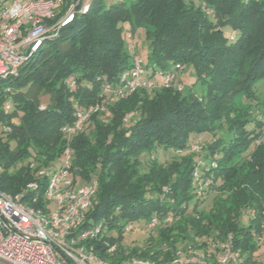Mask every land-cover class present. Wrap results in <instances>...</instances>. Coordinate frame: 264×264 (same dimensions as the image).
<instances>
[{
	"label": "trees",
	"instance_id": "1",
	"mask_svg": "<svg viewBox=\"0 0 264 264\" xmlns=\"http://www.w3.org/2000/svg\"><path fill=\"white\" fill-rule=\"evenodd\" d=\"M138 28L148 42L142 79L176 75L182 89L158 83L127 99L104 92L133 67L128 41ZM262 79L264 0H92L16 78H0V190L47 208L48 173L69 149L72 188L97 184L76 231L97 228L84 242L96 257L169 264L196 252L213 260L229 247L259 264L251 234L264 219ZM91 106L100 110L79 131H63ZM204 194L214 195L209 212L199 210ZM134 226L151 231L144 244L117 246ZM210 238L225 245L213 250Z\"/></svg>",
	"mask_w": 264,
	"mask_h": 264
},
{
	"label": "built area",
	"instance_id": "2",
	"mask_svg": "<svg viewBox=\"0 0 264 264\" xmlns=\"http://www.w3.org/2000/svg\"><path fill=\"white\" fill-rule=\"evenodd\" d=\"M92 0H0V78L15 77L19 68L45 44L56 38L63 28L71 25L79 14L88 11ZM55 12H63L54 20ZM133 67L124 70L112 89L104 86L105 93L121 98L137 88H151L153 82L142 79L141 62L133 58ZM160 76H162L160 74ZM168 78L165 76L164 78ZM168 80V79H167ZM163 79V84H166ZM72 90V77L66 80ZM177 89H182L177 86ZM10 106L5 104L8 112ZM42 109V107L40 108ZM100 110L91 106L78 112L72 126L63 131L74 135L80 130L88 116ZM66 161L63 167L48 173L49 177L43 196L49 202L47 208L34 210L20 202L19 195H9L0 190V264H109L94 255L84 242L97 233V228L76 232L85 218L97 184L89 182L73 189L69 164L71 153H63ZM39 172V176L44 175ZM33 185H28L32 189ZM264 215V214H263ZM155 220H151V226ZM252 240L258 252L264 250V219L252 230ZM110 246L107 253L115 252ZM214 260V259H213ZM211 261V260H210ZM211 263L201 252L191 255L184 262L176 260L169 264H244L239 252L224 247ZM117 264H154L149 261L128 260ZM259 264H264V254Z\"/></svg>",
	"mask_w": 264,
	"mask_h": 264
},
{
	"label": "rangeland",
	"instance_id": "3",
	"mask_svg": "<svg viewBox=\"0 0 264 264\" xmlns=\"http://www.w3.org/2000/svg\"><path fill=\"white\" fill-rule=\"evenodd\" d=\"M118 1H120V0H103V3H104L105 6H109L110 4H113V3L118 2ZM125 1H129V0H125ZM125 29H129V25L128 24H126ZM129 41H128V43H130L131 46H132L130 51H129L130 55L132 53V56L129 58V61L133 62V58L136 57L137 60L139 62H141V64L145 65L146 63H148V60H147L148 42L146 41V39L144 37V30L141 29V28L135 29L134 34L131 36V38H129ZM149 73H151V71H148L147 74L149 75ZM147 74L145 72L144 76H147ZM165 75L166 74H163L162 76H160V74L158 73L157 76H154L151 79L153 84L157 85L158 83H160V84L164 85L165 88L174 87V86L175 87L176 86H181L176 75H171L168 78L167 77L164 78ZM163 79H166V80L168 79L166 84H163V81H162ZM263 85H264V80L263 79L262 80H258L256 82V84H255L256 92L258 94H260V96L262 98L264 97V91L262 90ZM128 96L123 97L122 99H127ZM48 100H49L48 96L46 95V96L43 97L42 102L43 103H47ZM236 103L239 104V105L242 104L241 100H237ZM263 103H264V101H263ZM240 107H241V105H240ZM130 113H128V115H127L128 117H129ZM170 158H169V160H170ZM65 161H66L65 157L61 156V158H59L54 163L53 169L57 170V171L60 170L63 167V165L65 164ZM205 163H208V162L205 161ZM245 166H246L247 170H250L249 165H245ZM207 180H210V179L207 178ZM204 186L205 185H203V187ZM217 191L218 190L213 191V193L215 192L216 195L218 193V196L220 197L221 190H219L218 192ZM202 192L203 191H200L199 198H200V195L202 194ZM203 197L205 198V200L202 203H200L199 210H204V211L209 212V210H210V208L212 206V199H213L214 195L211 196V197H206L205 194H204ZM251 217H252V215L250 214V210H247L246 214L241 216V224L244 225V227H248L249 218H251ZM150 232L151 231L149 229L141 230L139 226H134L132 229H129L126 232L122 233V235H123L122 236V240L120 241V243H118L117 246L127 245L129 247H133V246H135L137 244H144V243H142L143 239L145 237H148V234ZM112 236H116V234L112 233ZM205 241H206L207 245H210L211 248L213 247V250L216 249V246H218L219 248H222V246L225 245V244L222 243L221 239L220 240H218V239L213 240V239L210 238V239H207ZM156 242H157V238H154L151 241V246H154L156 244ZM260 253L264 254V250H261ZM136 260H141V259H136ZM214 260H216V258ZM214 260H211V261L209 260V262H211V263L216 262Z\"/></svg>",
	"mask_w": 264,
	"mask_h": 264
}]
</instances>
